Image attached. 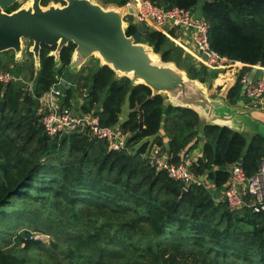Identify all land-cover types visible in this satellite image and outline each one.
I'll return each instance as SVG.
<instances>
[{
    "label": "trees",
    "instance_id": "1",
    "mask_svg": "<svg viewBox=\"0 0 264 264\" xmlns=\"http://www.w3.org/2000/svg\"><path fill=\"white\" fill-rule=\"evenodd\" d=\"M100 1L122 6L127 0ZM150 1L192 13L201 1L199 11L209 23L210 48L242 63V72L254 65L264 67V0ZM40 2L46 5L48 0ZM18 7L16 3L7 12ZM135 31L131 23L125 29L128 36ZM141 42L163 61L184 69L189 78L204 82L216 75L213 69L185 62L181 49L159 30L142 34ZM74 47L72 42L63 46L56 62L50 55L55 45L42 44L36 71L28 49L29 60L23 63L16 62L13 50L0 52V71L21 75L29 69L32 83V92L19 81L0 83V264H46L40 240L26 228L16 233L24 224L46 230L64 243L68 264H264V211L231 210L204 184L185 187L156 170L144 156L148 147L144 139L153 137V143L163 145L159 135L163 129L167 149L178 161L180 151L194 148L201 129L202 153L192 170L219 192L231 163L240 162L248 176L256 173L264 159V136L202 125L194 110L165 104L161 94L139 110L151 96L148 86L116 77L107 65L93 68L85 63L70 73ZM85 68L90 84H84L87 92L81 110H95L102 125H119L127 102V118L119 125L128 134L126 148L112 150L86 130L55 137L45 133L37 98L59 78L79 82ZM240 78L227 92L230 104L236 103ZM63 92L66 104L75 101L71 82ZM140 111L143 127L133 135Z\"/></svg>",
    "mask_w": 264,
    "mask_h": 264
},
{
    "label": "water",
    "instance_id": "2",
    "mask_svg": "<svg viewBox=\"0 0 264 264\" xmlns=\"http://www.w3.org/2000/svg\"><path fill=\"white\" fill-rule=\"evenodd\" d=\"M40 1L32 0L31 9H24L22 5L25 2L0 0V52L13 50L18 54L22 39H28L32 42L28 50L32 52L38 68L42 44L55 45L50 55L58 62L60 49L72 42L75 47L68 66L70 73L77 72L94 55L99 59V65L110 67L116 77H127L132 85L144 84L151 89V96L138 107L139 110L152 96L164 93L167 95L165 104L192 109L207 119L208 124L231 128L225 121L237 111L234 107L221 100L224 111L216 112L215 102L207 99L203 91V82L189 78L173 62L163 61L150 45L141 42L142 34L151 31L150 27L136 25V31L126 35L125 29L129 24L124 18L136 17V5L106 9L95 0H65L64 5L43 8ZM15 3H21V6L7 12L6 9ZM149 53L156 55L155 61L150 60ZM255 70V66L250 68L248 80ZM60 84L64 89L70 87L66 79H61ZM245 88L246 85L241 86L240 95L244 96ZM141 119L140 111L139 128L133 135L142 129Z\"/></svg>",
    "mask_w": 264,
    "mask_h": 264
},
{
    "label": "built area",
    "instance_id": "3",
    "mask_svg": "<svg viewBox=\"0 0 264 264\" xmlns=\"http://www.w3.org/2000/svg\"><path fill=\"white\" fill-rule=\"evenodd\" d=\"M136 5L137 15L131 17L134 25H145L151 29L159 30L167 35L174 30L190 32L193 48L203 63L211 68L226 69L241 66L242 63L232 61L210 48L208 40L209 23L202 17L193 15L190 9L171 6L165 8L150 0H127L125 7ZM130 17V16H129ZM259 70V75L247 79L248 73L240 78L242 85H246L244 96L249 104L257 107L260 98L264 97V67L254 65ZM59 78L38 98L40 122L47 135L50 137L70 135L75 132L87 131L92 138L105 140L112 150L126 148L127 133H123L119 125L107 126L100 123L99 115L95 110L82 111L80 103L64 102L63 87ZM11 71H0V83L19 81ZM241 85V86H242ZM25 90L32 92V83L25 84ZM144 156L154 165L156 170H163L173 180L181 182L185 187L192 183L204 184L213 190L214 185L203 177H197L192 170V163L183 157L178 161L173 160V154H162L158 150L146 149ZM228 178L221 189L217 201H224L231 210L248 209L253 213L264 211V159L256 173L248 176L240 162L231 163L228 167Z\"/></svg>",
    "mask_w": 264,
    "mask_h": 264
},
{
    "label": "crops",
    "instance_id": "4",
    "mask_svg": "<svg viewBox=\"0 0 264 264\" xmlns=\"http://www.w3.org/2000/svg\"><path fill=\"white\" fill-rule=\"evenodd\" d=\"M194 16L201 17L200 11L198 15H194ZM166 37L169 40V42H171L175 47L181 49L182 58L185 62L190 63L193 66H196L198 69L200 67H207L208 71L212 69L216 71V75L213 78L206 77V80L203 82L201 86L203 88V91H205V95L207 99L215 102L216 112L221 113L224 111L223 106L220 104L221 100L225 101L227 105H230L237 110L233 115H231L228 121H225V123H227L231 127V129L236 130L248 137L254 133H260L261 135H263L262 130H264V97L260 98L257 107L250 105L248 99L245 96L240 95V92L235 104H230L227 98V92L229 88L236 83L238 78L243 76L248 71L242 72L240 67L238 69H234L236 66H234V68L231 67L226 69H217L205 65L203 61L199 58L195 49L193 48L190 32H187L185 30H180V31L171 30L167 32ZM187 57H188V61H186ZM179 69L185 72L184 69L182 68ZM257 71H259L258 68H256V70L254 71L252 77H255L254 75L256 76L259 75L260 72L257 74L256 73ZM162 95L164 96L165 100H167V95L164 93ZM128 112H129L128 103L125 102L122 105L118 117L119 125L127 118ZM199 120L202 125L210 123L209 121H207V119L201 116H199ZM220 123L222 122L220 121ZM159 135L162 136L163 145H158L156 143H153L152 142L153 137H147L144 139V141L148 142V148L152 147L153 149L162 152V154L166 152H170L167 149V137L163 129L159 131ZM203 142H204V135L201 129H199L198 140L194 145V148L192 147V149L188 151L185 150L180 151V153H178L179 159L183 157L188 161H195L198 157L201 156ZM139 144L140 143H137L134 147L136 148ZM212 191L218 192V189L215 188ZM219 192L221 194V191Z\"/></svg>",
    "mask_w": 264,
    "mask_h": 264
},
{
    "label": "rangeland",
    "instance_id": "5",
    "mask_svg": "<svg viewBox=\"0 0 264 264\" xmlns=\"http://www.w3.org/2000/svg\"><path fill=\"white\" fill-rule=\"evenodd\" d=\"M20 2L22 1V3L28 1V0H19ZM97 3H99L103 8H115V5L112 3L109 4H103L100 0H95ZM66 3L65 0H59V1H55V0H48L46 5L41 4L40 5L43 8H48L49 6L52 7L53 5H64ZM200 4L201 1L198 2V4L195 6L194 8V12L193 15H198L199 14V9H200ZM21 6V3L19 5V7ZM125 21L128 22V24L131 23L132 18L129 16H126L124 18ZM32 45V42L30 40H26V39H22L21 41V50L18 54H16V62H27V60H29V58L25 55V52L27 49L30 48V46ZM90 60L87 59V61L85 63H88L87 66H92L93 68H95L96 66L99 65V59L97 61V64L95 63V58L94 55H91V57H89ZM186 61H188V57L186 59ZM82 66H84V64ZM81 66V67H82ZM34 71L37 70V65L34 66ZM241 68V66H236L234 69H238ZM79 70V69H78ZM257 74L259 73V71L256 72ZM14 74V73H13ZM15 76L21 78V80H19V83H23V84H27V83H31V81L29 80V69L27 71H25L23 74L21 75H16ZM85 75H87V69L85 68L82 72V76H84V78H82L79 82L76 81V79H72V78H68V80L72 83V95H74V97L76 98L75 103H79L82 101L84 95L86 94V88H84V84L86 87H88V85L90 84V80H87V78L85 77ZM89 77V76H88ZM77 84V88L75 89V86ZM81 100V101H80ZM263 131V135H264V130ZM215 198L219 197L221 194L220 192L217 191H213ZM27 229L29 231V234H31L34 238L40 240L41 242V246L46 250L45 252H43L44 257H42L43 262H46V264H68L67 259L64 257V253L66 252L67 248L66 245L64 243H62L61 241L57 240L55 238V236L52 233L47 232L46 230H36L33 229L32 227H29L27 225H20L17 229H16V233H20L22 232L24 229ZM13 237L11 238L12 243H13ZM20 248V246L18 247ZM47 258V259H46Z\"/></svg>",
    "mask_w": 264,
    "mask_h": 264
},
{
    "label": "bare ground",
    "instance_id": "6",
    "mask_svg": "<svg viewBox=\"0 0 264 264\" xmlns=\"http://www.w3.org/2000/svg\"><path fill=\"white\" fill-rule=\"evenodd\" d=\"M32 0H28V1H26L23 5H22V7L24 8V9H31V7H32ZM148 57L150 58V60H152V61H155L156 60V55H153V54H151V53H149L148 54ZM102 59V58H101ZM128 75H131L130 73L128 74Z\"/></svg>",
    "mask_w": 264,
    "mask_h": 264
},
{
    "label": "flooded vegetation",
    "instance_id": "7",
    "mask_svg": "<svg viewBox=\"0 0 264 264\" xmlns=\"http://www.w3.org/2000/svg\"><path fill=\"white\" fill-rule=\"evenodd\" d=\"M16 4V3H15ZM8 9H6V11H7Z\"/></svg>",
    "mask_w": 264,
    "mask_h": 264
}]
</instances>
